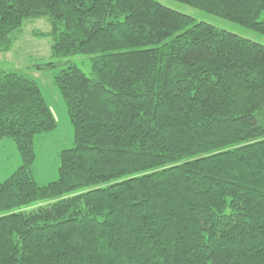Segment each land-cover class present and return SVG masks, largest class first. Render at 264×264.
Segmentation results:
<instances>
[{
  "label": "trees",
  "instance_id": "trees-1",
  "mask_svg": "<svg viewBox=\"0 0 264 264\" xmlns=\"http://www.w3.org/2000/svg\"><path fill=\"white\" fill-rule=\"evenodd\" d=\"M180 1L264 33V0ZM43 16L75 143L40 184L57 121L0 65V264H264V44L158 0H0V54Z\"/></svg>",
  "mask_w": 264,
  "mask_h": 264
},
{
  "label": "rangeland",
  "instance_id": "rangeland-1",
  "mask_svg": "<svg viewBox=\"0 0 264 264\" xmlns=\"http://www.w3.org/2000/svg\"><path fill=\"white\" fill-rule=\"evenodd\" d=\"M158 1L177 11L193 16L197 22H207L246 39L264 44V33L247 28L238 21H232L215 13L198 9L180 0ZM50 27V19L47 16L27 19L21 29L12 34L15 42L13 49L10 52L0 54V65L24 70L29 75L35 76L57 121L56 128L38 134L35 139L37 155L34 164L35 177L42 185L59 178L60 152L71 148L75 143V130L68 116V108H66L64 98L55 83L56 69L40 68V65L56 60L53 58L52 45L54 40L52 36L42 38L35 35V31L49 32ZM69 58L81 64L80 59L83 57L80 55L67 57L60 59V62L67 61ZM83 67L85 70L89 69L87 65ZM21 161V155H19L16 144L9 138L0 139V182L15 172Z\"/></svg>",
  "mask_w": 264,
  "mask_h": 264
}]
</instances>
